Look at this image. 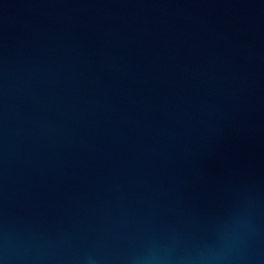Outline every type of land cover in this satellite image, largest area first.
Instances as JSON below:
<instances>
[{
  "label": "water",
  "instance_id": "1",
  "mask_svg": "<svg viewBox=\"0 0 264 264\" xmlns=\"http://www.w3.org/2000/svg\"><path fill=\"white\" fill-rule=\"evenodd\" d=\"M0 264H264V0H0Z\"/></svg>",
  "mask_w": 264,
  "mask_h": 264
}]
</instances>
